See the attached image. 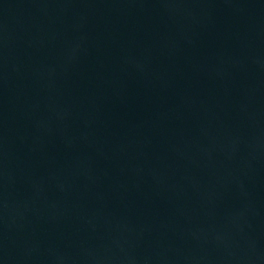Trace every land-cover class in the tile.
Listing matches in <instances>:
<instances>
[{
    "label": "water",
    "instance_id": "1",
    "mask_svg": "<svg viewBox=\"0 0 264 264\" xmlns=\"http://www.w3.org/2000/svg\"><path fill=\"white\" fill-rule=\"evenodd\" d=\"M0 264H264V0H0Z\"/></svg>",
    "mask_w": 264,
    "mask_h": 264
}]
</instances>
